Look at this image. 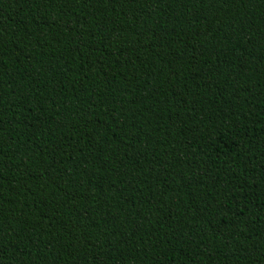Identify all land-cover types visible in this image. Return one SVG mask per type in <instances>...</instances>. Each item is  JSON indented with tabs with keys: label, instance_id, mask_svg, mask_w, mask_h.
Returning a JSON list of instances; mask_svg holds the SVG:
<instances>
[{
	"label": "trees",
	"instance_id": "trees-1",
	"mask_svg": "<svg viewBox=\"0 0 264 264\" xmlns=\"http://www.w3.org/2000/svg\"><path fill=\"white\" fill-rule=\"evenodd\" d=\"M0 264H264V0H0Z\"/></svg>",
	"mask_w": 264,
	"mask_h": 264
}]
</instances>
